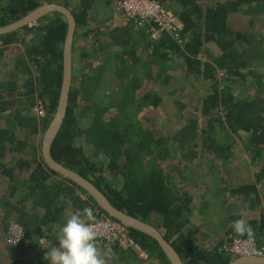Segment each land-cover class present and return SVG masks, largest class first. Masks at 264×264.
<instances>
[{
  "label": "trees",
  "instance_id": "16d2710c",
  "mask_svg": "<svg viewBox=\"0 0 264 264\" xmlns=\"http://www.w3.org/2000/svg\"><path fill=\"white\" fill-rule=\"evenodd\" d=\"M100 1L103 6H99V0H0V28L21 20L43 5L55 3L68 8L76 20L73 52L77 40L83 37L95 35L98 40V37L108 36L111 40V44H106L111 55L106 56L103 50L96 49L83 55L84 59L97 58L102 64L91 67L90 71L89 65L84 68L82 72L86 75L81 80L75 74L73 55L67 116L52 146L53 159L93 183L120 211L156 227L184 264L232 262L233 257L219 249L235 233L233 223L242 219V209L257 214V219L248 216L246 223L254 229L256 242L264 245V190L261 194L259 188V185L264 186V83L253 69L264 66V33L253 32L255 19H264V0H158L175 9L185 25L181 36L183 46L168 33L156 42L150 39L143 46L136 45L137 37L131 34L132 27L136 26L125 20L129 29H110L107 17L113 14L108 5L111 2L113 6V0ZM237 13L247 18L246 31L231 28L230 16ZM36 23L37 26H26L0 36V56L13 44L21 48L14 69L0 82V120L1 114L14 110L13 117L0 127V174L9 182L8 201L3 204L8 209L5 220L14 219L21 224L25 237L31 240L27 247L10 248L8 256L13 264L34 263L28 260L30 251L36 249L42 237L54 236L67 210L82 212L87 207L96 218L101 214L108 216L85 190L51 170L40 148L24 138L45 134L56 114L63 83L67 19L54 12ZM147 28H138V35L146 36ZM21 32L25 35L21 36ZM142 53L148 59L143 65L148 70L144 75L149 82L153 81V64L161 66L157 76L161 75L162 68L184 66L187 76L203 80L209 88L202 98V107L197 110L208 119L206 126H201L195 115L169 139L156 138L153 130H142L132 123L130 110L136 109L134 105L141 103L138 106L141 110L158 108L163 102L156 90L137 98L142 86L137 75L128 84L131 87L125 85V79L141 61ZM219 70L227 73L223 83ZM111 72L120 80L122 88L112 89ZM250 77L251 85L258 88V92L252 99L241 100L235 96L234 88ZM24 101L30 103V108L43 107L45 117L38 118L28 108L24 112ZM222 135L244 136L253 161L262 159L255 182L238 184L235 180L221 179L224 171L216 160L220 157L223 163L229 162L233 155L231 143L221 142ZM198 136L203 143L202 156L194 152L190 154L195 156L193 165L179 166L171 157L172 152L176 149L186 152ZM13 153L20 154L21 158L9 160ZM28 156L30 159L26 158ZM169 159L175 163L171 162L172 167L167 169L165 163ZM26 173V178L22 179ZM189 184L191 187L187 186ZM195 186L198 197L192 192L197 190ZM208 189L220 200V214L213 215L204 198ZM16 198L18 201L14 203ZM211 216H216L214 221ZM196 218L199 222L194 221ZM215 226L221 227V234L210 247L202 246L201 233L209 234ZM128 232L153 261L170 264L156 240L132 228H128ZM109 249L115 253L121 250L120 246ZM128 249L129 257L121 250L120 264L138 259L139 254ZM44 256L35 264H49Z\"/></svg>",
  "mask_w": 264,
  "mask_h": 264
},
{
  "label": "rangeland",
  "instance_id": "374dc122",
  "mask_svg": "<svg viewBox=\"0 0 264 264\" xmlns=\"http://www.w3.org/2000/svg\"><path fill=\"white\" fill-rule=\"evenodd\" d=\"M116 12V11H115ZM107 13V12H105ZM117 14L121 15L120 13L116 12ZM122 16V15H121ZM256 20V23L253 27V32H261V34L264 33V19L262 20ZM125 23V19H123ZM230 25L231 28L234 30H240V31H246L249 28L247 18L244 17L242 14L237 13L230 16ZM129 25V24H127ZM257 27V28H256ZM92 28H96V26H92ZM258 31H257V30ZM137 27H132L131 34L134 35L136 38L135 43L136 45H145L146 43L150 42L151 40H154L155 42L157 40L153 39L154 36H151V34L146 33L147 35H143L144 39H140L139 31ZM79 34L81 35V32L79 31ZM25 35L23 32H21V36ZM34 34L32 33V36ZM32 38V37H31ZM155 38V37H154ZM96 40L95 35H90L88 37H83L77 40V43L75 44V49L73 52V55H75V62H76V68H75V74L79 76L80 80L82 79L83 75H86V73H83L82 71H85L84 68H86L89 65V71L90 68H95L98 66V64H102V61L98 60L97 58H88L84 59L82 58L83 55L86 53H91V51H94L95 49L99 52L103 50V53L107 55H111L112 51L111 49L106 47V44H111V40L108 36H101L97 38ZM101 39V40H100ZM96 40V41H95ZM74 48V46H73ZM144 48V47H143ZM19 49L18 44H13L9 46L6 53H4L3 61V67H0V82L5 81V79L8 77L7 68L5 67V64H15L16 63V57H18V53L21 52ZM139 49V48H138ZM143 52V51H141ZM141 61H139L136 65V68L130 73L129 78L125 79V85L129 86L128 84H131V80L135 75H137V79L141 78L140 81L142 86L137 92V98L142 97L144 94L148 93L149 90H156V93L163 98V102L158 108L154 107H146L142 108L141 110L138 108L141 103L136 104L133 106V108H136L134 110H130L131 113V119H133L132 123L137 124L138 126L142 127V130H153L154 137H168L169 139L172 138V136L175 135L176 132L180 131L181 128L186 126L189 123V119L195 117L197 115L198 117V123L201 126H206L207 118L202 115L197 110V107H202V98L207 95L208 86L204 84L203 80L200 78H197L196 76H187L184 66H179L177 68L172 67L167 70H163L160 72L161 75L157 76V72L160 71L161 66L153 64L151 66L152 73L151 78L153 81L149 82L148 78H145V73L148 71L145 70V66L143 63L147 61L146 54L142 53ZM92 56V55H90ZM6 58V60H5ZM203 58V56L201 57ZM86 60L88 64L86 63ZM6 61V62H5ZM2 65V64H0ZM151 65V63H150ZM84 69V70H83ZM254 72L256 75L261 76L262 82L264 83V66H256L253 67ZM87 71V72H89ZM220 74V81L223 83L225 79H227V73L225 71H218ZM74 73V72H73ZM6 78H2L5 77ZM111 87L114 90H117L119 88H122L120 86V80L118 78H115L114 74L111 72ZM2 76V77H1ZM107 76V74H106ZM83 81V80H82ZM133 81V80H132ZM253 83L252 77L248 79V81L244 84H239V86H236L234 88L235 96L238 97L241 100H248L252 99L256 93L258 92V88L252 86ZM124 85V86H125ZM264 89V88H262ZM21 91V90H20ZM1 93V90H0ZM264 94V91H263ZM30 103L23 102L22 110L25 112V108H28L29 111H32L35 115L36 113V107H28ZM14 110L11 109L3 114H1V120H0V127H3L8 120L13 117ZM23 132V131H22ZM25 134L21 135L22 137ZM27 136V135H26ZM24 136V138L27 139L28 143L35 144L38 148H42V140L44 138V133L38 134L35 137L30 136ZM228 138V139H227ZM226 139V140H225ZM221 142L229 141L233 148V155L231 157V160L229 162H224L219 157L216 160V164L219 168H221L224 171V175L221 179L223 181H232L235 180V182L239 183H253L255 182V176L258 173L263 161L262 159H256L253 161L252 155L250 152L246 149V138L244 136H237V135H230L228 137H225L222 135ZM170 141V140H169ZM172 141H170L171 143ZM195 144V145H194ZM188 150L185 152H182V149L175 150L172 152L171 157L173 160H175L179 166L181 165H193V158L195 156H191L192 153H199V156H202V148L203 143L201 142V137H197L194 141V143H190ZM87 153L90 154L91 151L86 149ZM187 155L190 156L187 159H181V155ZM11 161L15 160L16 158H21L20 154L13 153L9 157ZM27 159H30V156L26 157ZM172 162L171 159H169L165 164L167 169L171 168L172 165L175 162H172V165H170ZM187 165V166H188ZM28 173L24 174L22 176V179L26 178ZM21 179V180H22ZM190 186L191 185H187ZM197 189V187H193ZM260 193L263 194L264 186L259 185ZM8 190H9V182L8 179L4 178L0 174V264H13L12 260L9 259V252L10 248L14 249L18 246H25L27 247L31 240L26 238L27 244H20L18 246L11 245L9 243V235H10V228L12 225H20L18 222L14 221V219L5 220V214L7 213L8 209H5L3 204H5L8 201ZM195 197L199 196L198 189L194 191L192 190ZM80 195H83L80 191H78ZM198 194V195H197ZM215 192L208 189L206 191L205 200L213 210V215L220 214L221 213V203L220 200L215 196ZM18 199L16 198L14 203H16ZM31 206V205H30ZM260 207H257V211H259ZM245 212L243 217L250 216L252 219H257V214L252 212L253 214H249L247 210L242 209V212ZM15 212V211H13ZM73 212L71 209L66 211V215L63 221L62 225H59V227H62L64 223L66 222V219L72 215ZM223 216V214H221ZM241 215V214H240ZM213 221L215 220L216 216H211ZM198 218L194 219V221H197ZM218 220V219H217ZM218 223V222H217ZM216 227V226H215ZM59 231V230H58ZM56 231L50 239L47 238L46 243L41 244L38 242L36 245V249H33L30 251V256L28 260H32V264H35L39 257H42L46 254V251L48 247L50 246H58V240H57V233ZM220 233V231H219ZM46 238V237H42ZM230 236L228 237V239ZM259 245V244H258ZM264 246V245H259ZM44 247V248H43ZM121 250L124 252L126 251V254L129 257V249L125 245L120 246ZM101 254H106V264H120L119 259L122 255L121 250L118 253H115L114 250H110L108 247L101 246ZM99 249V250H101ZM48 262V261H47ZM123 262V261H122ZM124 263V262H123ZM128 264V263H126ZM130 264H158L156 261H153L148 254L144 253L139 255L136 262H132Z\"/></svg>",
  "mask_w": 264,
  "mask_h": 264
},
{
  "label": "water",
  "instance_id": "95a60500",
  "mask_svg": "<svg viewBox=\"0 0 264 264\" xmlns=\"http://www.w3.org/2000/svg\"><path fill=\"white\" fill-rule=\"evenodd\" d=\"M54 12L61 13L65 16L68 22V32L64 44L63 83L58 107L56 110V114L51 120V123L49 124L42 141L41 152L44 162L51 170L55 171L62 177L72 181L83 190H85L109 217L123 223L128 228L140 231L156 240L170 264H184L183 260L181 259L175 248L172 246V244L164 238L163 234L156 227L149 225L139 219L133 218L128 214L120 211L93 183H91L89 180H87L77 172L57 163L53 159L51 155L52 146L64 124L69 105V95L73 78V46L77 28L76 20L68 8L53 3L43 5L30 12L21 20L0 28V36L13 33L25 28L26 26H30L34 22H38L44 16ZM229 264H264V257H241L235 259Z\"/></svg>",
  "mask_w": 264,
  "mask_h": 264
},
{
  "label": "built area",
  "instance_id": "2783aa9c",
  "mask_svg": "<svg viewBox=\"0 0 264 264\" xmlns=\"http://www.w3.org/2000/svg\"><path fill=\"white\" fill-rule=\"evenodd\" d=\"M113 7L127 22L133 23L137 28H147L148 34L159 40L164 33H168L180 46H183L182 33L185 25L179 20L175 9L167 7L158 0H113ZM36 22L30 26H37ZM38 118L45 117L43 107H36ZM93 223L94 230L98 233L96 241L98 249L101 246L111 248L113 246L125 245L132 248L139 255L144 254L141 248L130 237L128 227L111 217L101 214ZM41 239L44 242L41 243ZM40 244L46 243V238H41ZM9 243L14 246L26 245V237L23 226L12 225L10 228ZM102 249L100 250V252ZM233 259L241 257H264V246H259L254 238L238 237L235 233L230 236L229 241L219 249Z\"/></svg>",
  "mask_w": 264,
  "mask_h": 264
},
{
  "label": "clouds",
  "instance_id": "9594fccd",
  "mask_svg": "<svg viewBox=\"0 0 264 264\" xmlns=\"http://www.w3.org/2000/svg\"><path fill=\"white\" fill-rule=\"evenodd\" d=\"M95 220L93 210L87 207L70 215L57 233L58 246L48 247L44 259L49 264H106V254H101L96 243L98 233L92 223ZM233 227L238 237L246 235L251 239L255 235L252 226L244 219L234 221Z\"/></svg>",
  "mask_w": 264,
  "mask_h": 264
},
{
  "label": "crops",
  "instance_id": "0c3cea01",
  "mask_svg": "<svg viewBox=\"0 0 264 264\" xmlns=\"http://www.w3.org/2000/svg\"><path fill=\"white\" fill-rule=\"evenodd\" d=\"M110 1V0H109ZM99 2H100V4H99V6L100 5H102L103 6V4H102V1H100L99 0ZM108 8H111V10H112V16H110V17H107V19H108V21H109V24H108V27L110 28V29H115V28H120V27H123V28H125V29H129L130 27L127 25V23H125L124 21H123V19H124V17L123 16H121V15H119V14H117L115 11H114V9H113V6H112V4H111V2H110V4L108 5ZM101 18V17H100ZM99 17H98V19H100ZM127 25V26H126ZM127 27H129V28H127ZM110 29L108 30V32L110 31ZM104 30H106L107 31V29L105 28ZM105 31V32H106ZM140 31V30H139ZM140 33V32H139ZM140 39H144L143 38V35L141 34V36H140ZM137 45H139V44H137ZM141 46V45H140ZM1 48V47H0ZM141 49H142V47H141ZM7 51V50H6ZM6 51H5V53H6ZM141 51L142 50H140V54H141ZM139 54V55H140ZM2 58H4L3 56H0V64H2V65H0V67H3V63H1L2 61H3V59ZM5 60H6V58H5ZM6 62V61H5ZM5 67L8 69L7 70V73L9 74V72L10 71H12L13 69H14V65L11 63V64H5ZM8 76V75H7ZM2 77V76H1ZM2 78H6V74H5V77H2ZM1 80V79H0ZM245 212L243 211L242 212V215L244 214ZM245 215V214H244ZM243 215V216H244ZM247 217H242V219H244L245 221L247 220L246 219ZM200 219V218H199ZM198 222H199V220H197ZM221 230V227H212V231H210L209 232V234L208 233H205V231H203L202 233H201V237H200V244L202 245V246H205V247H210L212 244H214L215 242V240L219 237V235L221 234V233H219V231ZM221 232V231H220ZM223 235V234H222Z\"/></svg>",
  "mask_w": 264,
  "mask_h": 264
}]
</instances>
